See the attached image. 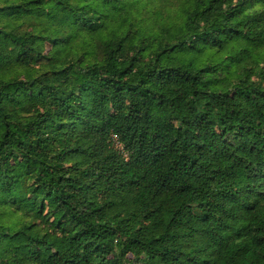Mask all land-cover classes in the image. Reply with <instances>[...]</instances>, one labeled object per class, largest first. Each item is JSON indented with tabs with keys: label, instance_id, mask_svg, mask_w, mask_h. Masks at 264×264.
I'll return each instance as SVG.
<instances>
[{
	"label": "trees",
	"instance_id": "16d2710c",
	"mask_svg": "<svg viewBox=\"0 0 264 264\" xmlns=\"http://www.w3.org/2000/svg\"><path fill=\"white\" fill-rule=\"evenodd\" d=\"M179 1L0 0V264H264V0Z\"/></svg>",
	"mask_w": 264,
	"mask_h": 264
},
{
	"label": "rangeland",
	"instance_id": "374dc122",
	"mask_svg": "<svg viewBox=\"0 0 264 264\" xmlns=\"http://www.w3.org/2000/svg\"><path fill=\"white\" fill-rule=\"evenodd\" d=\"M178 3H180L179 0H169L168 4H167V8L169 9L168 13L171 14L173 13L177 7H178ZM23 77L21 76L20 79H22Z\"/></svg>",
	"mask_w": 264,
	"mask_h": 264
}]
</instances>
